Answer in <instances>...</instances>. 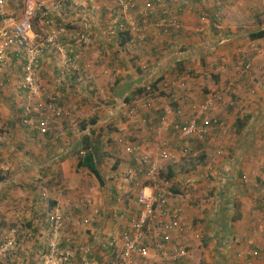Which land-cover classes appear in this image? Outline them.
Masks as SVG:
<instances>
[{"label": "crops", "instance_id": "1", "mask_svg": "<svg viewBox=\"0 0 264 264\" xmlns=\"http://www.w3.org/2000/svg\"><path fill=\"white\" fill-rule=\"evenodd\" d=\"M144 1L126 15H133L145 32L130 30L132 22L124 19L115 0L47 5L57 26L64 22L65 34L41 56L37 73L42 98L57 97L66 115L52 121L44 133L16 119L23 113V95L22 66L14 49L0 61V168L8 177L9 167L15 165L27 182L25 197L19 199L28 213L19 264H44L52 240L59 245L53 257L59 264H119L124 227L137 215V191L152 188L146 165L136 157L156 152L152 135L163 121L180 120L176 109L183 101L172 102L171 95L186 96L189 102L218 97L211 117L219 124L199 119L208 129L203 139H183L171 130L162 135L176 157L187 163L181 172L184 179L212 178V189L202 199L206 204L189 195L180 198L176 187L175 195L167 191L172 207H181L182 220L194 230L195 224L203 228L180 237L189 244L185 263L264 264V175L257 163L259 157L264 160V36H245L258 26H234L233 33L223 34L222 0H192L186 5L164 0L149 17L142 15ZM5 6L9 13L15 9L13 1L5 0ZM165 18L178 19L181 29L153 27V21ZM260 26L264 29V23ZM125 32L129 40L123 42ZM254 47L261 53L254 56L250 70L235 69L231 60L240 56L236 50L250 54ZM66 57H76L81 70L64 73ZM135 98L148 100L147 108L136 115L142 118L137 126V117L128 112ZM184 108L186 118L191 111L188 105ZM120 139L138 143L139 155L129 154ZM83 145L91 148L102 183L77 166ZM169 163H163L160 173L163 177L166 172L164 188L176 175ZM7 181L0 184V203L8 197ZM196 187L184 190L201 196ZM58 211L64 213L65 226L57 239L48 236L46 215Z\"/></svg>", "mask_w": 264, "mask_h": 264}, {"label": "built area", "instance_id": "2", "mask_svg": "<svg viewBox=\"0 0 264 264\" xmlns=\"http://www.w3.org/2000/svg\"><path fill=\"white\" fill-rule=\"evenodd\" d=\"M65 0H23L21 13L14 20L6 21V11L4 9L5 0H0V59L5 57L10 49H14L16 58L22 63V78L20 88L22 91V109L26 118L24 123L31 124L32 119L28 115L36 113L34 127L40 132H45L49 122L65 115L59 104L57 97L51 96L42 98V88L39 82L38 71L43 54L50 52L56 46L58 37L65 32V28L56 27L52 20L43 19L44 5L51 4L54 8L59 7ZM71 1V0H70ZM139 0H115L116 6L125 15L134 11ZM192 0H180L184 5ZM164 0H145L142 3L143 17L153 16V10L163 3ZM124 19L132 22L130 30L145 32L138 20L133 15L128 14ZM153 27L165 29L166 31H178L181 23L176 18L157 19L153 21ZM145 26V25H144ZM126 29L128 30L127 26ZM240 55L234 58V68L240 72L250 70L254 56L261 53L260 47H254L250 54L241 48L236 50ZM63 72L66 74L81 70L76 57H66L63 59ZM62 72V73H63ZM89 82L90 76L85 77ZM179 83L185 86L182 78ZM217 96L210 95L203 101L187 100L186 96L171 95V101L179 103L176 114L180 120L170 123L163 121L153 132L152 139L155 146V153H140V145L131 143L129 140L120 139L126 146V151L136 157L140 164L146 165V178L152 183V188L148 192L138 189L135 196V203L138 207L137 215L124 227L121 236V251L119 264H186L189 244L186 240L180 239L182 236H191L194 228L191 224L182 220V209L173 206L169 200L168 193L162 186L160 173L162 165L167 161H174L176 150L170 148L166 139L162 135L166 131H173L180 138L196 136L199 140L207 136L208 129L205 122L219 124L216 117H211V112L215 108ZM148 100L132 99L131 108L128 109L132 117H137L140 109L147 108ZM125 104V102H123ZM180 105V106H179ZM185 105H188L191 114L183 118ZM127 106V105H126ZM209 117L210 120L207 118ZM142 122V118L135 119L136 126ZM257 163L260 166V174L264 175V160L259 157ZM261 205L264 208V189H262ZM50 228L58 231L63 226L64 215L60 212L48 214ZM53 242V243H52ZM48 259H51L55 251L56 243L52 240Z\"/></svg>", "mask_w": 264, "mask_h": 264}, {"label": "rangeland", "instance_id": "3", "mask_svg": "<svg viewBox=\"0 0 264 264\" xmlns=\"http://www.w3.org/2000/svg\"><path fill=\"white\" fill-rule=\"evenodd\" d=\"M10 1L11 2L13 1L14 7L16 10L11 9L13 11L9 13L6 10V6H4V9L6 11V16H5L6 21L14 20V18L16 19V17L21 13L22 8H23V0H8V3ZM221 4L225 6L224 7L225 15H224L223 22L226 26V30L223 32V34L226 32L233 33L232 30H234V26H238L241 29H248V27L255 28L258 25H261L262 23H264V0H222ZM47 5L49 4L47 3ZM234 34H240V33L235 32ZM3 58H1L0 61ZM234 58L236 57H233V59ZM18 105L20 107V103H18ZM22 118L24 119V113L22 114L20 113V115L18 113V115H16V119H18L19 122ZM19 126H20V123H19ZM19 135H20V131H18V133L15 134V137H19ZM192 158L193 159L191 163L196 161L194 157ZM165 163L167 164L169 163L170 165H173L174 170L176 171L175 172L176 175L174 179H172L173 177H171L170 179L172 180V182L166 183L167 188H164L163 186V188L166 191L171 193V195H175L176 192H174L173 189H175L174 187H176L179 189L177 192L179 194V197L181 196V194H182V197L183 195L184 196L189 195L192 199H196V200L200 199L201 203L203 204L208 203L205 200L203 201L202 199H204L203 195L207 193L206 196H208L210 189H212V184H211L212 178L210 175L208 177H205L206 179L204 180L194 179V180H191L190 182L189 180L187 181L186 179H184V177L181 175V172L184 169H186L184 167L187 166V163L184 161L183 157L177 156L174 161L164 162V165ZM11 167H9L10 174L8 175V177H5V174H4L6 169L3 170V168H0V184L3 183V179L7 178L8 180L7 181L8 184L6 186L7 187L6 194H8V197H5L3 199L5 200V202H3L2 200L3 203L2 202L0 203V264H16L17 261H18L17 264H19L21 262V251H20V244L22 241L21 233H23L24 230L26 229V225L24 221L27 219L25 215L28 214L27 211L24 209V207H20L19 205L20 203L19 199H22L25 197L24 193L26 190L24 189L23 185L27 183L25 181L26 178H23L24 176H18L19 172H17V168L15 165ZM163 172H164L163 177H160V178L161 180L163 178V181L165 182V179H167V177L165 176L166 172L165 171ZM31 185H32V188L36 187V185H33V183H31ZM193 185H196L197 186L196 188L200 189L201 191L200 194L203 197H201L200 195L195 196V194L184 190V189H187L186 187H190V188L193 187ZM46 206L47 204L44 203V208H46ZM44 208L40 210L42 213L44 212ZM202 210L203 209H200V211ZM60 213L64 215L63 212L60 211ZM43 217H42V221H43ZM64 226L65 225H63L61 229ZM198 226L202 228L201 225H198ZM198 226L195 224L196 230H194L193 232H197V229L199 228ZM61 229L55 232L49 227L50 233H48V236L49 237L56 236L58 239L61 234ZM201 240L202 239H200V241ZM55 243H56V248H55V251L52 253L53 257H56L55 253H56V250L58 251L57 247H59V245L57 246L56 240H55ZM50 244L51 242L48 244V251H47L46 259L43 262L44 264H59L60 263L59 260L57 259L54 260L53 257L51 259H48V256L50 253Z\"/></svg>", "mask_w": 264, "mask_h": 264}, {"label": "trees", "instance_id": "4", "mask_svg": "<svg viewBox=\"0 0 264 264\" xmlns=\"http://www.w3.org/2000/svg\"><path fill=\"white\" fill-rule=\"evenodd\" d=\"M68 1L70 2V0H65V1H62V2L65 3V5H67V4H68ZM62 2L60 3V5L62 4ZM66 3H67V4H66ZM60 5H59V6H60ZM48 9H49V7H47V4L44 5V7H43V14H44V15L42 16V18H43V19H46V20H52L51 17H50V14L47 12ZM52 21H53V20H52ZM54 23H55V22H54ZM59 23H60V21H59ZM56 26H57V23H56ZM64 26H65V25H64V22H63V23L61 22V24H58L57 27H58V28H59V27H61V28H65ZM64 34H65V33L61 34V35L58 37L56 43H58L59 38H60L61 36H63ZM244 34H245V36H248L250 39H255V38H259V37L264 36V29H262L261 26L258 25V27H257L256 29L249 30V32L247 31V33H244ZM244 34H243V35H244ZM124 35H125V37H124L125 40H123V42L129 40V35H128V33L125 32ZM54 48H55V47H54ZM54 48H53V49H54ZM170 100H171V96H170ZM82 150H84V154H83L82 157L80 158V160H79L77 166H78V167H85V168H87L91 173H93V174L95 175V177L97 178V180L99 181V183H102V178H101V175H100V173H99V170H98V168H97V166H96V163H95V161H94L93 152H92L91 148H90L88 145H83V146H82ZM48 214H50V213H48ZM48 214L46 215V220H47L48 225H49V227H50V221H49Z\"/></svg>", "mask_w": 264, "mask_h": 264}, {"label": "clouds", "instance_id": "5", "mask_svg": "<svg viewBox=\"0 0 264 264\" xmlns=\"http://www.w3.org/2000/svg\"><path fill=\"white\" fill-rule=\"evenodd\" d=\"M235 54H236V53H235ZM20 64H21V66H22V63H21V62H20ZM60 106H61V105H60ZM61 107H62V106H61ZM23 113H24V112H23ZM65 115H66V114H65ZM65 115H64V116H65ZM35 116H36V113H32V114L28 115V117H29L30 119H32V122H31L30 126L32 127V129H35V130H37L39 133H42V132H40L38 129H36V128L34 127ZM64 116H63V117H64ZM63 117H62V118H63ZM24 118H26L25 115H24ZM52 121H54V120L51 119V122H49V124H48V128H49L50 124L52 123ZM48 128H47V129H48ZM46 131H47V130H46ZM43 133H44V132H43ZM161 170H162V169H161ZM162 186H163V185H162ZM164 190H165V189H164ZM165 191H166V190H165ZM166 192H167V191H166ZM167 193H168V192H167ZM169 195H170V194L168 193V197H169ZM178 196H179V195H178ZM180 198H182V196H180ZM169 200H170V198H169ZM61 214H62V213H61ZM62 215H63V214H62ZM64 218H65V217H64ZM64 222H65V220H64ZM64 222H63V224H64Z\"/></svg>", "mask_w": 264, "mask_h": 264}]
</instances>
